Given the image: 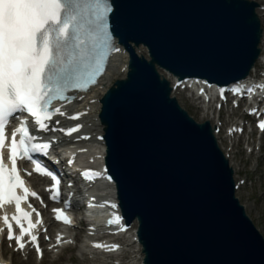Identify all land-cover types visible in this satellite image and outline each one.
I'll list each match as a JSON object with an SVG mask.
<instances>
[{
  "label": "water",
  "instance_id": "1",
  "mask_svg": "<svg viewBox=\"0 0 264 264\" xmlns=\"http://www.w3.org/2000/svg\"><path fill=\"white\" fill-rule=\"evenodd\" d=\"M113 30L130 52L127 80L103 98L107 163L145 264H264V241L234 198L210 133L181 110L156 68L226 85L244 77L260 37L239 0H114ZM129 43L144 45L151 61ZM156 66V68H155Z\"/></svg>",
  "mask_w": 264,
  "mask_h": 264
},
{
  "label": "snow or ice",
  "instance_id": "2",
  "mask_svg": "<svg viewBox=\"0 0 264 264\" xmlns=\"http://www.w3.org/2000/svg\"><path fill=\"white\" fill-rule=\"evenodd\" d=\"M110 11L107 0H0V208L15 206L16 214L11 220L18 226L19 235L14 233L8 215L3 216V224L7 240H15L19 250L25 248L24 238L29 237L37 253L42 254L38 237L33 234L41 221L34 223L31 213L21 207L29 197L37 198L38 194L26 186L18 161L27 160L35 165L37 174L52 179L53 200L59 197L60 180L33 158L35 153L47 156L50 144L35 142L37 137L30 133L27 119L16 117L20 122L12 131L10 142L6 128L11 118L23 113L40 131H47L49 121L57 115H65L61 108L53 107L54 102L67 101L66 93L70 90L87 91L97 83L107 58V13ZM258 87L264 88V84ZM241 90L240 87L231 89L237 95ZM224 93L222 88L221 97ZM70 119L78 120L79 114ZM80 127L60 131L70 136L79 132ZM258 127L264 131V121H260ZM6 147L7 157L4 155ZM5 160L10 161V166ZM82 175L92 179L100 173L88 169ZM53 211L57 221L72 224L63 210ZM108 223L119 225L121 218L114 216ZM57 243H60L59 237ZM94 247L117 250L119 245L107 249L97 243Z\"/></svg>",
  "mask_w": 264,
  "mask_h": 264
},
{
  "label": "rangeland",
  "instance_id": "3",
  "mask_svg": "<svg viewBox=\"0 0 264 264\" xmlns=\"http://www.w3.org/2000/svg\"><path fill=\"white\" fill-rule=\"evenodd\" d=\"M185 108L189 111L192 117H194L196 120L200 117L199 114L193 112L185 102H183ZM245 161V160H244ZM248 170H252L251 167L248 169L246 168L245 171L248 173ZM264 174L262 171V168L259 172V174L256 175H262ZM262 183V179H261ZM263 193V187L259 188V182L255 184L253 188L250 189H243L238 193V196L240 198V203L248 206V212L252 211V214H250L251 219L253 220L254 225L261 231L263 237H264V197L261 196ZM72 254L66 253L64 255L65 258H62L58 262L54 264H80L77 260H74L71 257ZM21 264H30V263H23L19 260ZM16 264V263H14ZM44 264H50L47 261Z\"/></svg>",
  "mask_w": 264,
  "mask_h": 264
},
{
  "label": "bare ground",
  "instance_id": "4",
  "mask_svg": "<svg viewBox=\"0 0 264 264\" xmlns=\"http://www.w3.org/2000/svg\"><path fill=\"white\" fill-rule=\"evenodd\" d=\"M258 16L260 19H262L263 17V14L261 12H257ZM263 20V19H262ZM263 23H264V20H263ZM264 50V33H263V37H262V40H261V45H260V51H263ZM262 55V53H261ZM259 63V61H258ZM256 63V65L258 64ZM118 65H121L120 68H118L117 66ZM126 65V57H117L114 62H113V68L111 69V71H109V73L101 80V84L104 86V89L102 91H95L94 95L90 98L91 99H95V98H100V96L103 94V92L116 80L119 78V75H120V70L121 68ZM255 65V66H256ZM112 90V89H111ZM79 104L81 105H84V102H80ZM87 105V103L85 104V106ZM183 108L184 106L182 104H180ZM97 105H94L92 107V113L91 115L87 118V120L90 122V120L93 118V117H96L97 116V112L99 110V108L97 107ZM97 111V112H96ZM200 121H204V119L201 117L200 118ZM220 150H224L221 148V146L219 145L218 146ZM98 151V154H102L103 152V148L102 147H99L97 149ZM236 178V176H234ZM239 191V190H238ZM106 195L108 196V198L110 199H114L115 197V190L113 187H109L107 190H106ZM247 208H246V213H247ZM135 227L132 226V228L129 230V232H131ZM130 251L133 253V254H136V245H132L130 247ZM11 261L12 262H18L17 264H21L19 263V261L17 260V258L14 256V255H11ZM137 264H140V262H137Z\"/></svg>",
  "mask_w": 264,
  "mask_h": 264
}]
</instances>
